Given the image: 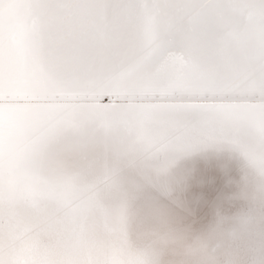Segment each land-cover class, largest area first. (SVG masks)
<instances>
[{"label": "snow or ice", "instance_id": "snow-or-ice-1", "mask_svg": "<svg viewBox=\"0 0 264 264\" xmlns=\"http://www.w3.org/2000/svg\"><path fill=\"white\" fill-rule=\"evenodd\" d=\"M0 0V209L58 264H229L264 245V0ZM264 24V21H262ZM0 264H3L0 261ZM46 264V262H41Z\"/></svg>", "mask_w": 264, "mask_h": 264}, {"label": "bare ground", "instance_id": "bare-ground-1", "mask_svg": "<svg viewBox=\"0 0 264 264\" xmlns=\"http://www.w3.org/2000/svg\"><path fill=\"white\" fill-rule=\"evenodd\" d=\"M258 4L259 0H252ZM249 21V41L254 53L259 54L261 34L264 33V12L259 8L239 10ZM29 19L28 0H13V6L5 12L2 23L6 29H16ZM247 159L258 173L264 171V157L258 151H249ZM67 241L54 235H33L25 225L9 219L7 208L0 209V261L3 264H58L64 258ZM119 264H150L139 255L124 254L117 257ZM229 264H264V245L258 239L252 241L244 254L232 253Z\"/></svg>", "mask_w": 264, "mask_h": 264}]
</instances>
